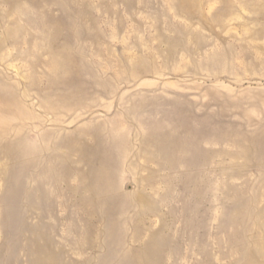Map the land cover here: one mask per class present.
<instances>
[{"label":"rangeland","instance_id":"rangeland-1","mask_svg":"<svg viewBox=\"0 0 264 264\" xmlns=\"http://www.w3.org/2000/svg\"><path fill=\"white\" fill-rule=\"evenodd\" d=\"M0 264H264V0H0Z\"/></svg>","mask_w":264,"mask_h":264}]
</instances>
